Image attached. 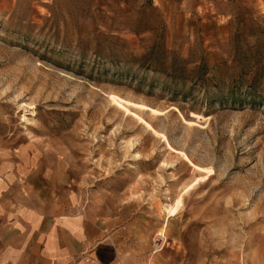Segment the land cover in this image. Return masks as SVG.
Instances as JSON below:
<instances>
[{
    "label": "rangeland",
    "instance_id": "1",
    "mask_svg": "<svg viewBox=\"0 0 264 264\" xmlns=\"http://www.w3.org/2000/svg\"><path fill=\"white\" fill-rule=\"evenodd\" d=\"M0 135L135 264H264V0H0Z\"/></svg>",
    "mask_w": 264,
    "mask_h": 264
},
{
    "label": "crops",
    "instance_id": "2",
    "mask_svg": "<svg viewBox=\"0 0 264 264\" xmlns=\"http://www.w3.org/2000/svg\"><path fill=\"white\" fill-rule=\"evenodd\" d=\"M1 137L0 264H135L112 236L43 198L33 186L42 166L32 143Z\"/></svg>",
    "mask_w": 264,
    "mask_h": 264
},
{
    "label": "built area",
    "instance_id": "3",
    "mask_svg": "<svg viewBox=\"0 0 264 264\" xmlns=\"http://www.w3.org/2000/svg\"><path fill=\"white\" fill-rule=\"evenodd\" d=\"M151 238L149 254L153 256L161 252L167 243L165 230L154 232Z\"/></svg>",
    "mask_w": 264,
    "mask_h": 264
}]
</instances>
